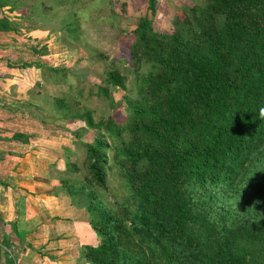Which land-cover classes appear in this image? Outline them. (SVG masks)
I'll list each match as a JSON object with an SVG mask.
<instances>
[{
	"label": "trees",
	"instance_id": "1",
	"mask_svg": "<svg viewBox=\"0 0 264 264\" xmlns=\"http://www.w3.org/2000/svg\"><path fill=\"white\" fill-rule=\"evenodd\" d=\"M24 1L0 0V31L17 30L4 8L12 12ZM42 2L30 0L27 9ZM146 10L122 34L124 66H111L93 93L110 101L109 87L124 91L126 116L94 120L83 110L63 117L95 131L82 143L84 184L60 181L69 184L68 195L90 196L86 208L99 213L90 218L99 240L83 246L84 257L92 264H148L131 247L156 238L167 243L171 264H246L237 238L264 236V0H205L176 11L167 30L152 25L154 0ZM24 66L39 68L42 77L64 72ZM109 163L128 188L119 219L89 190L106 188ZM77 167L64 162L69 172ZM194 223L202 239L187 231Z\"/></svg>",
	"mask_w": 264,
	"mask_h": 264
},
{
	"label": "rangeland",
	"instance_id": "2",
	"mask_svg": "<svg viewBox=\"0 0 264 264\" xmlns=\"http://www.w3.org/2000/svg\"><path fill=\"white\" fill-rule=\"evenodd\" d=\"M147 1L43 0V4L40 5L43 9L37 4L27 9V5L24 3L19 7L21 11L4 12L9 17L23 15L24 18L15 20L21 29L31 30V28L40 27L41 25L38 23L40 17L48 27H55L60 32L55 33L57 34V40L59 39L57 51L59 54L51 56L55 59L53 67H62L64 72H59L56 75H50L47 71L43 73V83L37 86L38 91L42 89V92H38L37 95L33 96L36 97L34 100L29 96L38 106L52 112L50 116L54 125L62 128L65 123H68L76 133H79L80 137L78 138H82L85 142L93 139L95 131L86 129L85 133L82 130L83 122L81 120H72L68 117V119H64L65 115H68V113L81 114L83 110H89L94 120H97L100 116L103 118L110 116L115 122L126 116L125 104L122 101L124 91L109 87L110 101L104 100L96 94L94 96L93 93L96 91L97 86L102 85L105 72L111 66L115 68L124 66L118 58L120 51L127 43L126 39L122 38V34L130 32L139 18L147 13ZM204 4L205 0H154V13L151 17L152 25L156 29L167 30L171 26L176 11L188 12V6H203ZM24 5H26V9H24ZM70 24L71 26L68 27ZM67 33L69 36H67ZM19 72L21 73L20 70ZM4 73L5 71L2 72L3 75ZM27 73L28 69L24 68L22 76L18 75L17 71L5 74L10 75L11 77L7 79L13 78L15 84L19 83L16 80V77H19L21 79L20 83L25 85L31 82L29 79L24 80L21 78L23 75H31ZM127 84L129 88L127 94L133 96L132 81H128ZM55 98L57 100L62 99V109L54 101ZM45 122H48V120H45ZM51 136L56 139L55 132H52ZM74 151L69 161L80 168L79 172H69L60 165L59 168H54L59 170L55 179L68 181L67 183L70 186L72 185L71 187L76 188L79 185L78 183L84 184L82 178L84 170L80 167L84 150L78 145L75 146ZM107 155L109 157V153ZM107 159V162H109L110 159ZM63 183L58 186L61 187L58 188V191L65 193L69 184ZM105 185L106 188L89 185V190L92 191L95 202H98L99 205L103 204L106 209L108 208L113 217L117 219L124 217L120 204H123L126 199L128 188L119 176L116 167L110 163L106 170ZM77 198H82L77 202L82 201L86 206L89 204L90 196L83 195L77 196ZM87 210L91 218L98 217L99 213L97 211ZM124 224L128 225V222L124 221ZM187 231L198 240L204 237L203 228L197 223L190 225ZM140 240H133L135 242V245L131 247L133 254H142L143 252L148 264H171L169 250H167L168 246L165 241L156 238ZM237 246L241 248L237 253H243L247 261L246 264H264V236H259L254 240L243 237L237 238ZM45 253L46 250L42 247L41 255L45 256ZM71 254H74L72 250L67 255L66 259L68 260H64L63 257L55 258L52 255L47 256L46 253L48 260L45 258L40 264H92L85 259L83 246L77 248L74 256H71ZM8 259H10V263H7ZM0 264H19V261L13 258L9 243H5V240L2 239L1 231ZM28 264L30 263L28 262Z\"/></svg>",
	"mask_w": 264,
	"mask_h": 264
},
{
	"label": "crops",
	"instance_id": "3",
	"mask_svg": "<svg viewBox=\"0 0 264 264\" xmlns=\"http://www.w3.org/2000/svg\"><path fill=\"white\" fill-rule=\"evenodd\" d=\"M29 1H24L27 7ZM19 17L24 18L19 14L14 19ZM44 22L39 17L40 27L0 31V71H17L22 76L27 68L31 74L21 77L31 81L24 85L19 77L15 84L13 78L7 79L10 75L0 72V231L19 264H40L48 260L46 253L68 260L71 250L74 256L79 246L95 245L98 240L86 205L77 202L82 198L59 192L61 180L55 179L59 165L64 169L75 146L82 149L84 141L68 123L62 128L54 125L52 112L29 98L34 100L42 92L37 86L43 77L39 68L24 64L53 66L51 55L59 54L55 33L60 32ZM82 125L85 133L90 130ZM12 135L18 137L11 139Z\"/></svg>",
	"mask_w": 264,
	"mask_h": 264
},
{
	"label": "clouds",
	"instance_id": "4",
	"mask_svg": "<svg viewBox=\"0 0 264 264\" xmlns=\"http://www.w3.org/2000/svg\"><path fill=\"white\" fill-rule=\"evenodd\" d=\"M259 118L264 119V107L259 109Z\"/></svg>",
	"mask_w": 264,
	"mask_h": 264
}]
</instances>
